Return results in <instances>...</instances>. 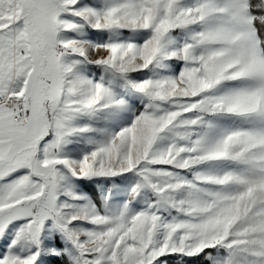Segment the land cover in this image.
I'll return each instance as SVG.
<instances>
[{"label": "snow or ice", "instance_id": "obj_1", "mask_svg": "<svg viewBox=\"0 0 264 264\" xmlns=\"http://www.w3.org/2000/svg\"><path fill=\"white\" fill-rule=\"evenodd\" d=\"M0 264H264V0H0Z\"/></svg>", "mask_w": 264, "mask_h": 264}]
</instances>
